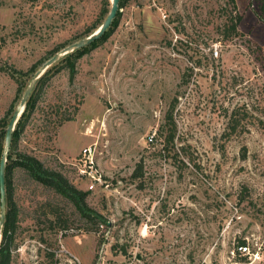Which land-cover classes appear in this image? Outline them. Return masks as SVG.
I'll return each instance as SVG.
<instances>
[{
  "label": "rangeland",
  "instance_id": "1",
  "mask_svg": "<svg viewBox=\"0 0 264 264\" xmlns=\"http://www.w3.org/2000/svg\"><path fill=\"white\" fill-rule=\"evenodd\" d=\"M235 3L124 0L75 78L59 61L10 151L60 172L103 222L16 167L12 264H264L262 2ZM102 9V0H0V121L19 107V83L104 22ZM88 147L93 189L79 171Z\"/></svg>",
  "mask_w": 264,
  "mask_h": 264
},
{
  "label": "trees",
  "instance_id": "2",
  "mask_svg": "<svg viewBox=\"0 0 264 264\" xmlns=\"http://www.w3.org/2000/svg\"><path fill=\"white\" fill-rule=\"evenodd\" d=\"M234 7L236 8L235 0H230ZM121 5L119 4V11L120 8H122L124 0H120ZM262 6L261 11L264 21V0H261ZM103 3V9L101 17L105 18L108 16L110 9H111V2L110 0H102ZM119 11L117 13L116 18L114 19L112 26L108 29V31L100 38L98 41L93 42L89 46L82 48L80 50H77L73 53H70L63 57L60 61H65L68 64V67L72 69V75L71 78H75L76 71H74L75 64L77 61L82 58L87 52L91 51L92 49L96 48L100 43L105 41L107 37L111 34V32L114 30V27L117 23V17H119ZM241 21V17L239 15L236 16L235 21L230 25L227 26V33L228 35L230 33L237 34L238 30V24ZM103 24L102 21L95 24L86 34L85 37L91 35L94 33L101 25ZM66 46L58 49L56 53L60 52L63 48ZM45 63V62H44ZM43 63V64H44ZM57 62L54 64L46 73L45 75L38 81L36 84L33 93L26 105V109L19 120L16 130L13 135L12 140V151L15 150L18 142H19V135L23 131L25 120L29 118V116L35 111L37 106V101L39 99V95L41 92V88L43 84L47 81V78L49 77L50 72L58 66ZM37 67L32 68L33 74L36 72ZM29 83L27 82H20L18 87V92L21 97H19V100L23 98L24 93L28 87ZM174 107V106H173ZM175 108V107H174ZM14 108H11V110ZM10 110V111H11ZM15 112V111H14ZM13 111L11 112V114ZM14 114V113H13ZM12 118V117H11ZM168 120V127L169 132L165 130V127L162 128L161 133L165 135V132L168 133V136L166 137V140L168 143L173 142L175 139V132H176V125L173 121V111L171 110L167 116ZM10 121L2 120L0 121V163L1 159L4 153V146L2 144V138L4 134L6 135V128L8 127ZM235 129V128H234ZM16 167L23 168L27 171V173L30 175L31 178H33L35 181L41 183L45 187L54 190L55 192L61 194L62 196L69 199L76 208L78 209L80 215L82 218L88 220L93 218L94 220H98V222H103V218L98 216L96 214L95 217L92 216L93 212L89 209L86 199L88 194L86 192H83L81 190H78L76 187H74L66 177H64L60 172L54 171L52 169L46 168L44 164L37 159L36 157L20 153L18 154V159H13V153L10 151V155L7 161V167H6V200H7V209H6V218L4 222V226L2 229V238L0 242V264H12V253L13 248L15 247V235L18 229V223H19V210L18 207L14 201L13 198V172ZM136 170L135 176L140 177L142 174L140 173V168ZM0 215H1V194H0ZM97 222V224H99ZM101 224V223H100ZM98 227V225H97Z\"/></svg>",
  "mask_w": 264,
  "mask_h": 264
},
{
  "label": "water",
  "instance_id": "3",
  "mask_svg": "<svg viewBox=\"0 0 264 264\" xmlns=\"http://www.w3.org/2000/svg\"><path fill=\"white\" fill-rule=\"evenodd\" d=\"M111 2V9L106 17L103 24L91 35L87 36L86 38L64 48L62 52H58L54 57L50 60L45 62L42 67L35 73L34 77L32 78L31 82L29 83L24 96L20 102L19 107L14 112L8 127L6 128V140H5V150L1 159L0 163V194H1V215H0V241L2 238V229L4 226L5 218H6V209H7V200H6V167L7 161L10 155V150L12 146L13 135L16 130L17 124L21 119L26 105L33 93V90L38 83V81L45 75V73L57 62L61 60V58L65 57L66 55L73 53L77 50L85 48L92 44L93 42L98 41L102 36L108 31V29L112 26L114 19L117 16L119 11V3L120 0H110Z\"/></svg>",
  "mask_w": 264,
  "mask_h": 264
},
{
  "label": "built area",
  "instance_id": "4",
  "mask_svg": "<svg viewBox=\"0 0 264 264\" xmlns=\"http://www.w3.org/2000/svg\"><path fill=\"white\" fill-rule=\"evenodd\" d=\"M91 148H85L83 150V159L82 161L84 162V168L80 169V174L82 177H86L89 178L90 180L93 181V184H91L90 188L93 189V187L95 186V183H97V181H100L99 178H97V172L94 169V164H93V156H91ZM91 181V182H92ZM240 248H246L241 246Z\"/></svg>",
  "mask_w": 264,
  "mask_h": 264
}]
</instances>
